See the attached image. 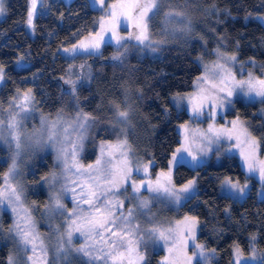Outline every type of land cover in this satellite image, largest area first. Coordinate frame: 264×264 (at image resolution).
I'll use <instances>...</instances> for the list:
<instances>
[{
  "label": "trees",
  "instance_id": "trees-1",
  "mask_svg": "<svg viewBox=\"0 0 264 264\" xmlns=\"http://www.w3.org/2000/svg\"><path fill=\"white\" fill-rule=\"evenodd\" d=\"M5 7V16L0 20V66L5 68L6 76L0 87V120L3 107L11 109L13 98L29 89L40 116L57 120L60 114L62 133H57L62 134L58 138L60 141L78 142L79 132L73 131L71 125L79 111L89 114L96 123L85 134L82 149L76 154L78 164L85 168L95 163L101 145L126 141L137 158L154 161L153 174L165 171L170 155L180 141L175 125L187 120L185 112L175 113L169 96L191 90L193 81L201 73L196 58L200 56L203 62H209L215 58L214 51L219 49L236 53L239 59H253L256 65H264V28L254 18L256 15L264 18V0H167L159 16L149 24L150 38L166 43L161 44L156 52L130 47L123 63L109 59L114 52L111 48H106L102 57L77 58L73 63L57 54L61 45L72 43L96 29L99 13L89 7L87 0H72L68 4L62 0H45L34 21L33 38L27 35L23 26L26 0H7ZM224 10L228 12L226 16ZM167 11L187 17L192 23V33L185 36L179 31L182 27L176 26L165 29L162 18ZM245 18L249 20L244 22ZM129 44L135 45L136 42L129 41ZM19 58L28 65L15 69L13 62ZM71 64L73 75L69 71ZM85 70L90 80L78 85L80 105L77 108L68 94L70 85L65 81L83 80L85 76L78 75ZM259 106V103L240 100L229 113L245 118L246 125L257 138L264 136L262 117L256 113ZM118 111L129 113L126 125L117 124ZM26 126H29L26 122L21 123L19 133ZM65 126H68L67 136L63 130ZM63 146L71 151L73 144ZM260 150L264 153V139H261ZM12 153L9 151L6 159H0V191H6L7 181L13 185L23 181V212L27 211L36 226L41 220L50 222L56 238L68 224L64 217L47 215L46 208L50 196L58 193L65 182L62 161L57 160L52 147H45L30 156L27 164L20 163V156L18 174L5 181ZM53 173L57 176L54 187L47 182ZM81 178L80 185L85 186L88 177ZM193 178L197 179V194L184 202L178 214L196 217L197 241L215 251L217 259L213 264H231L235 244L243 254H248L252 236H255V248L264 251V198L257 197V183L251 180L252 187L242 201L226 198L218 191L223 178L246 179L237 158L233 155L216 157L215 154L198 169L185 165L172 171L175 185L180 186ZM75 179L73 176L68 182L77 181ZM62 202L66 210L72 209L71 193ZM16 221L12 222V211L5 201V206L0 209V264H7L9 246L16 243L12 239L14 232H9ZM16 248L18 261L23 262L28 251H20L17 243Z\"/></svg>",
  "mask_w": 264,
  "mask_h": 264
},
{
  "label": "snow or ice",
  "instance_id": "snow-or-ice-1",
  "mask_svg": "<svg viewBox=\"0 0 264 264\" xmlns=\"http://www.w3.org/2000/svg\"><path fill=\"white\" fill-rule=\"evenodd\" d=\"M93 5L99 4L104 6L105 0H92ZM167 0H127L126 4H121V8H126V11H122L119 15L115 11L116 4L111 5V9L108 15L112 18V27L105 28L103 20L100 23L101 32H98L93 37V42L85 43L83 40L79 43H74L71 48H64L63 51L72 57H76L80 54L87 56H100V48L102 44H110L113 40L117 54L113 55L111 59L123 63V58L127 56L130 47H139L141 50L147 49L151 52H156L160 45L166 43V41H153L149 34V24L159 16L164 4ZM6 0H0V15L6 13L5 7ZM45 0H39V5L42 8ZM26 19L25 23L29 29H34V19L38 11V0H26ZM181 16V13L175 14L171 11L164 13V25L165 29L167 25L174 20L175 17ZM123 17L127 23L129 20L135 21L136 32L130 34L127 38L119 37L116 31V27L120 24V19ZM258 19H264L258 17ZM181 23L184 27L179 29L181 33L188 36L192 33L193 27L191 21L187 17H183ZM111 32V35L105 40V36L102 33ZM134 40L135 45H130L129 41ZM216 55L223 61L215 65V69L211 72V76H202L198 79L197 88L199 89L198 95H190L187 97L188 103L192 108V118L199 120L205 115L204 108L207 104L211 111L207 113L209 119L215 120L217 115L223 113L225 109H231L233 105L240 100H246L248 103H254L257 99L264 104V79L257 78L252 72L247 73V79H237L234 72L231 71L229 65L233 66L236 62V56L222 57L220 56L219 49L216 50ZM253 68L259 67L264 73V65H256L254 61H249ZM83 67V65L81 66ZM244 66L241 65V76H243ZM209 79L211 84L208 88H201L200 85L208 84ZM4 80V68L0 66V81ZM83 80L73 81L71 79L66 80L65 83L70 85L69 96L79 108L80 101L77 95L78 85ZM31 89L27 93L23 94L24 103L11 105L13 111L9 113V122L7 128L9 129V138H6L3 134V120H0V141H3L8 145L9 149H12V143H15V150L11 156V166L8 174L4 177L5 181L8 178L15 177L18 174L17 160L21 154L22 144L20 139V133L18 128L23 120L29 118L28 109L24 104L29 103L32 100L30 96ZM235 97V99H234ZM16 99L15 97L13 98ZM177 101V107L180 106L181 101L186 98L183 96H177L173 98ZM197 101V102H194ZM16 109H19L18 111ZM19 117V119H17ZM129 113L127 111H118L116 121L117 124H127ZM96 123L95 119L89 114L79 111L75 117L73 124L71 125L73 131L79 132L78 142L60 141L57 138V129L62 124L60 114L57 115L56 122H50L47 117L42 116L40 120L41 133L47 131V138H38L33 144H29V147H37L43 150L48 147L49 144L57 153V160L62 161L64 168L62 175L75 169V174L78 177H88V183L85 186H81L79 182H68L65 175V182L62 185L58 193H54L50 196V204L46 208L47 215H58L64 217L68 227L63 235L59 237L61 244L57 248V255L64 254L67 259L70 257L71 252L82 253L84 256H90L91 252L88 248L81 246L79 248H73V233H79L86 239L91 238L93 233L104 238V233H108L110 237H118V239H110L107 241L110 245L115 247L116 245H129V251H135L132 247L135 245H144L145 247L151 244H159L163 242L168 244L170 238L172 243L175 244L179 238L181 242L183 237H191L195 239L193 230L196 226L197 219L194 216H185L184 221H179L178 224H184L185 228L183 232H175L172 229L161 230L156 227L150 229H141L134 224L135 214L137 210H140V214L148 216L151 212L150 200L156 201L160 204L167 206H175L177 209L183 206V203L190 201L197 194V179L193 178L183 184L182 187L176 188L172 183V169L175 167L185 166L192 168L193 170L201 167L203 163V157L206 154L202 149L200 154H193L189 148L183 145L172 153L171 159L168 161V171H161L157 175L155 181L151 178L148 180L141 179L139 182L132 178L133 170L130 166V162L127 159L128 153L125 151L127 148L126 141H120L115 145H101L100 155L96 158L94 164H89L85 168L78 164L76 160V154L82 149L83 140L88 130ZM231 127H222L216 129L213 124H209L207 131L203 134V141L211 146H216V151L220 152L221 149L225 152H232L233 147L239 149V155L242 158V165L246 166L249 176L256 175L258 173V179L264 184V160L259 159L258 153L261 147V139L264 136L257 138L252 134L247 125L237 117L230 121ZM181 128H185V125H181ZM64 133L68 135V126L64 127ZM124 132V129H121ZM31 139V138H29ZM187 139V137H186ZM227 142V147H224ZM234 142V143H233ZM65 143H72L73 147L71 151H68L63 145ZM60 145L59 147L57 145ZM106 149L109 151L106 152ZM119 152V156L123 157L119 164L114 163L116 159L115 153ZM71 157V163L69 162ZM154 161H149L144 165V175L148 176L149 169L153 166ZM137 173L141 171L139 167L135 169ZM57 176L52 174L51 178L47 182L51 186H55ZM103 181V185L101 184ZM128 187L131 188V195L129 196ZM79 188V191H77ZM87 188V191L85 190ZM221 188L225 190L224 194L226 198H241L246 194L248 185L245 183L243 186L240 183L233 182L231 179H227L222 182ZM7 194L0 191V208L5 206L7 201V207L15 214L18 213V209L22 203V196L24 194L23 185L17 187L8 186ZM123 189V193L121 190ZM150 193L149 198H144L140 195L141 191ZM71 193V200L73 208L66 210L63 198ZM118 194H124L125 199H130L136 202L135 208H128L127 214L124 213V201L116 199L113 202L110 198L116 197ZM87 205V209L82 207ZM25 226L21 228L20 222L17 221L13 228L9 229V232H14L15 236L12 239L16 240L19 245V249L22 252L28 251V246L32 245L31 250L35 252L34 241L37 239V235L34 231V222L31 220V216L27 214L25 210ZM59 231V229H55ZM2 231V228H0ZM66 237V239H65ZM18 238V239H17ZM253 241L255 237L252 238ZM67 245L65 247L64 245ZM194 247L201 249L199 253H194V256H199L203 264H210L212 255L205 254L202 250L203 246L194 245ZM102 255L92 257L94 261H104L107 264L108 255L103 254V250H100ZM253 251H255L253 249ZM138 255V259L144 261V256ZM236 262L235 264H243L240 259L239 248L236 249ZM28 260H32L31 256H28ZM115 260L116 257L112 256ZM190 260L192 258H189ZM249 259L255 260L257 257L253 255ZM8 264H18V260L14 256H9ZM69 264L71 262L69 261ZM199 264V262H198ZM264 264V262H262Z\"/></svg>",
  "mask_w": 264,
  "mask_h": 264
},
{
  "label": "rangeland",
  "instance_id": "rangeland-1",
  "mask_svg": "<svg viewBox=\"0 0 264 264\" xmlns=\"http://www.w3.org/2000/svg\"><path fill=\"white\" fill-rule=\"evenodd\" d=\"M62 1L65 2L66 4H68L72 0H62ZM87 2H88L89 7L91 9H94V10L98 11V13H99L97 26H96V29L94 31L89 32L85 35H82V36L76 38L72 43H69L66 45H61L60 47L57 48V54L60 55L62 58L68 60L69 62H72L73 60H75L77 58L98 57L95 55L87 56L85 54H80L76 57H72V56L68 55L67 53H65L63 51V49L66 47L71 48L74 43H79V41H81V40H83L86 44L93 42V37L95 36V34L98 32H101L100 23L102 20H103V23H104V26L106 29L112 27V18L108 15V13L110 11H113V9H111L110 6L113 4H116L117 8L115 9V11L119 15L122 11H126V8H121L120 5L126 4L127 0H105L103 7H101L99 4L93 5L92 0H87ZM39 8H40V5H39V0H38L37 14L39 12ZM167 12H169V11H167ZM173 13L175 14V12H173ZM223 13L225 14V16L228 14V12L225 10L223 11ZM4 16H5V14L0 15V20H2L4 18ZM258 17H260V18H263V17L260 15H256L254 18L264 28V19H258ZM182 18H183V16L175 17L174 20L167 25V27L168 28L169 27L174 28L175 26L177 28L184 27V24L181 23ZM25 19H26V17H25ZM35 19H36V17H35ZM35 19H34V21H35ZM248 20H249V18H245L244 22H247ZM163 21H164V15L162 18V22ZM134 24H135V21L129 20L126 23L124 21L123 17H121L120 24L118 27H116V31L118 33V36L127 38L130 34L135 33L136 28H135ZM23 26H24V29H25L27 35L30 38H33L34 34H35L34 29H29L25 22H24ZM102 34L105 36V40H107L108 37L111 35V32L102 33ZM131 41H133V40H131ZM106 48H111L112 50H114V52L111 54V56L109 58L110 60H112L111 57L113 55L117 54L115 41L113 40L110 44H102L101 45L100 52L102 53V55H103V52ZM263 49H264V45H263ZM216 50L214 51L215 58L209 62H203L200 59V56L196 58V62L201 67V73L193 81L191 90H189L186 93L175 94V95L169 96V103L174 108L175 113L179 114L181 112H185L187 115L186 121H184L182 123H178L175 125V130L178 133L179 138H180L179 145L175 149H177L183 145L184 147L189 148V150L192 151L193 154H197V155L200 154L201 150L203 149L206 154L203 157V163L202 164L207 163L209 161L210 157L215 155V154H216V157L221 156V155H233V156H235L237 158L239 167L241 168L242 172L244 173L246 179L243 181H239L237 179L236 180L231 179V180L233 182L238 181L241 186H243L246 183L248 185V188L246 189V194L243 197H241L239 199H237V198H233V199L238 200V201H242L244 199V197L248 194L249 190L252 187V181L251 180H254L257 183V185H256L257 197L258 198H264V184H262L260 182V180L258 179V173L256 175L249 176L246 166L242 165V158L239 155V149L233 147L232 152L229 153V152H225L222 148L220 152H217L216 146L213 145V146H211V149L209 150V145H207V143L205 141H203V139H202L203 134L207 131L209 124H213L216 129H220L222 127H229L230 128L231 127L230 121L236 119L237 117H239V119L241 121H243L245 124H246L247 120L245 118H242L239 115L231 116L229 114L230 111L232 110V108H231V109H225L223 111V113L220 115H217L215 117V120L213 121L212 119H209L207 116V113L209 111H211V109L209 108V106L207 104L205 105V108H204V112H205L204 116H202L199 120L192 118V108H191V105L188 103L187 97H189L190 95H198L199 89L196 86L198 79L202 76H209L210 77L211 72L215 69V65L223 62L220 59V57H218L216 55ZM219 53H220V56H222V57L236 56L237 59H236L234 67L231 65H229V67L231 68V71L235 73L237 79H241V78L247 79V73L248 72H252L253 75L257 78L264 79V73H262L261 69L258 67L257 72H255L254 68L251 66V64L248 63L249 61H254L253 59L242 60V59L238 58V55L236 53H226V52H223L221 50H219ZM102 55H100V56L102 57ZM254 62H255V64H257L256 61H254ZM27 65L28 64L24 63V61H22L20 58L13 62V67L15 69H20V68H23ZM241 65L244 66L243 76H241V74H240L241 73ZM69 71H70V73H72V75L74 74L72 64L69 67ZM86 71L87 70H85V72L83 71L84 73L82 72L81 74L78 75V77H82V75L85 76V77H83V81L84 80L85 81L90 80V75L87 74ZM5 78H6V76H5V68H4V80L0 81V87L4 84ZM210 84H211V80L209 79L208 84H202V85H200V87L201 88H208L210 86ZM27 92H28V90L24 91V92H19L18 96L13 101V103H15V104L24 103L23 94H25ZM30 96L32 97V93H30ZM177 96H183L186 98L185 100L179 102L180 103L179 107H177V101H175L173 99L174 97H177ZM234 99H235V97H234ZM242 101L247 102L246 100H242ZM194 102H197V101H194ZM254 103L260 104L256 113L262 117V121L264 123V104L260 103L259 99H257ZM24 106L26 109H28L29 118L26 120H23L21 123L26 122V124L29 125L30 127L29 126L23 127V130H22L23 132L20 133L22 148L24 150H26V151L21 150V154H20V156H21V162L20 163L21 164H27L29 162L28 159L30 156H34L38 152H41V150L39 148L29 147L28 145L33 144L34 141L38 138H41L42 142H43V139L47 138V131H45L43 133H41V131H40V129H41L40 120H41L42 116H40L38 110L34 107L33 98L29 103H25ZM16 110L18 111L19 109H16ZM12 111H13L12 108L10 109L8 106H4L2 113H1V117H2L1 120H3V125H4L2 134L6 138H9V139H10L9 129L7 128V124L9 122V118H10L9 113ZM17 119H19V117ZM49 121L50 122H56V120H49ZM181 125H185L186 127L181 128L180 127ZM59 132L62 133V125H60V127L57 129V133H59ZM61 133H60V135H57V138H59V139L61 138V135H62ZM34 137L36 139H34ZM186 137H187V139H186ZM29 138H31V139H29ZM224 147H227V142L225 143ZM48 148H51L50 144H49ZM175 149H174V151H175ZM14 150H15V143L14 142L12 143V149L10 150L7 144H5L3 141H0V159L2 161L7 158V154L9 151H14ZM107 151H109V150L106 149V152ZM125 151L128 153L127 159L130 162V166L133 170L132 178L134 180H136L137 182H139L141 179L148 180L149 178H151L152 181H155L157 175H159L160 172L153 174L152 170L150 168L148 176H145L144 171H143L144 165L148 164L149 161H152V160H143V159L137 158L135 155H133L132 150L128 145H127V148L125 149ZM115 156H117V158L114 160V163L119 164L120 160H122L123 157L119 156L118 151L115 153ZM171 156H172V153H171L169 159H171ZM258 157H259V159L264 160V153H261V150H259ZM137 167H139L141 169V171L139 173H137L135 171V169ZM173 169H172V171H173ZM73 170H74V172H73ZM73 170L69 171L68 174H65L67 177V180H70L71 178H73V176H76L75 180H77V182L79 181V183H81L80 180L82 178L81 177L79 178L75 174V169H73ZM167 171H168V163H167V169L164 172H167ZM65 175H64V177L62 175H60V176H61V178L63 177V179L65 180ZM227 179H230V178H223L219 183L218 191L221 195H225L224 194L225 190L221 188V184L223 181H225ZM7 182H8L7 183V189L5 191L6 194L9 190L8 185H11V187H17L20 184L23 185V181H21V180H19V182L16 183V185L11 184L9 181H7ZM172 183H173V181H172ZM101 184L103 185V182H101ZM182 186H183V184L180 186L175 185L176 188H180ZM121 193H123V189L121 190ZM127 194L129 196L131 195V188L130 187H128V193ZM140 195L144 198H149L151 194L142 190ZM110 199L113 202H115L116 199L123 200L124 201L123 211L125 214H127L128 208H130V207L135 208V206H136V202L132 201L130 199H125L124 194H119L116 197H111ZM82 207L87 208L88 206L82 205ZM150 208H151V212L149 213L148 216L141 215L140 210H137V212L135 214L134 224L139 226L141 229H150L152 227H156V228H159L161 230L172 229L177 233L183 232L185 225L184 224H178V222L184 221L185 216H192L189 214L179 215L178 212H179L180 207H179V209H177L175 206H167L166 207L163 204H160L156 201H151V200H150ZM18 210H19L18 211V213H19L18 218H17V214L12 212V222L13 221L15 222L17 219V221L20 222L21 228H23L25 226L24 225L25 221H24L23 215H26V213L23 212L21 205H20ZM21 213H23V214H21ZM31 220H32V218H31ZM23 221H24V223H23ZM65 227L66 228L61 229L60 232L57 233V237L55 238L53 235V230L51 229V226H50V222L48 223V222H46V220H41V223L37 226L34 223V231L37 235V239L34 241L36 250H35V252H33L31 250L32 245H29L28 246V256H31L32 260H28L27 259L28 256H27L26 260H23L24 263L22 261H18V264H69V261L71 262V264H104V261H94L92 259V257L102 255L100 250H103L104 255L111 254V255H108L107 264H150L151 261H154L153 264H198V262H199V264H203V262L200 260V257L198 255L194 256V253H199L201 251V249L194 247V245L203 246V248H202L203 252L205 254L212 255L213 258L211 259L210 264H213V262L216 261V259H217L215 251L213 249H208L203 244H201L197 241L198 222L196 223V226L193 230V235L195 237L194 240L191 237H183L184 242H181V240L178 238L177 242L175 244H173L172 240L170 238L167 245H165L163 242H160L159 244L149 243L146 247L142 244L141 245L133 244L132 247L135 248V251H129V245H127V244H124V245L118 244L115 247H113L112 245L107 243V241L110 239H118V237H110L108 233H104L103 239H101V237L96 235L95 233H93L91 238L86 239L84 236H81L79 233L74 232L73 233L72 247L73 248H79L81 246H84L90 250L91 255L86 257L82 253L71 252L70 257H68L67 259L65 258L63 253H61L59 256L57 255V248H59L60 244H61L59 237L65 233L68 226H65ZM10 228H13V227L11 226ZM9 235L10 234H8V237H9ZM13 236H15V233H13ZM253 237H255V236H252L250 238V250H249L248 254H246V255L241 252L240 248L236 244L233 245L231 264H235V262H236V259H237L236 249L237 248H239L240 259H241V261H243V264H262V262H264V251H259L255 248L254 241L252 239ZM65 239H66V237H65ZM2 241L6 244L5 240H2ZM55 244H56V246H55ZM64 246L67 247L66 244ZM253 249L255 251H253ZM137 253L139 255L144 256V258H145L144 261H141L138 259ZM10 255L17 258L18 252H17V248H16V243L11 244L9 246L7 264H8V258ZM253 255H255L257 257V259H255V260L249 259ZM112 256H115L116 259L113 260ZM189 258H192V259L190 260ZM153 259H155V260H153ZM17 260H18V258H17Z\"/></svg>",
  "mask_w": 264,
  "mask_h": 264
}]
</instances>
